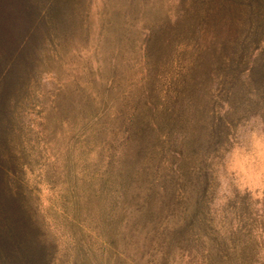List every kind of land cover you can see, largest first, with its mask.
<instances>
[{"label": "rangeland", "instance_id": "obj_1", "mask_svg": "<svg viewBox=\"0 0 264 264\" xmlns=\"http://www.w3.org/2000/svg\"><path fill=\"white\" fill-rule=\"evenodd\" d=\"M0 79L17 256L264 264V0H0Z\"/></svg>", "mask_w": 264, "mask_h": 264}, {"label": "trees", "instance_id": "obj_2", "mask_svg": "<svg viewBox=\"0 0 264 264\" xmlns=\"http://www.w3.org/2000/svg\"><path fill=\"white\" fill-rule=\"evenodd\" d=\"M0 92L2 95L3 87H1ZM0 107H2L1 103ZM2 205L0 201V264H29L26 262L24 256L21 254L17 256L18 250L24 253L22 248L24 244L20 241L23 240L24 237L23 232H20L18 229L17 217L8 211L4 212V208H1Z\"/></svg>", "mask_w": 264, "mask_h": 264}]
</instances>
